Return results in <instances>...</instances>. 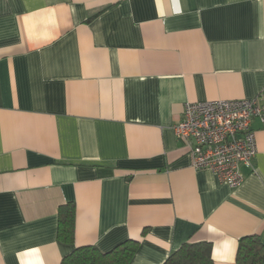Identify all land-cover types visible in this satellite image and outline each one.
<instances>
[{
    "label": "crops",
    "instance_id": "obj_1",
    "mask_svg": "<svg viewBox=\"0 0 264 264\" xmlns=\"http://www.w3.org/2000/svg\"><path fill=\"white\" fill-rule=\"evenodd\" d=\"M263 96L264 0H0V264H62L132 240L130 264L264 245V122L233 189L196 170L186 103ZM76 207L74 243L59 208Z\"/></svg>",
    "mask_w": 264,
    "mask_h": 264
},
{
    "label": "built area",
    "instance_id": "obj_2",
    "mask_svg": "<svg viewBox=\"0 0 264 264\" xmlns=\"http://www.w3.org/2000/svg\"><path fill=\"white\" fill-rule=\"evenodd\" d=\"M264 122L263 96L243 100L186 103L174 127L192 167L206 169L236 189L245 181L243 168L255 171L257 142L253 122Z\"/></svg>",
    "mask_w": 264,
    "mask_h": 264
},
{
    "label": "trees",
    "instance_id": "obj_3",
    "mask_svg": "<svg viewBox=\"0 0 264 264\" xmlns=\"http://www.w3.org/2000/svg\"><path fill=\"white\" fill-rule=\"evenodd\" d=\"M58 238L73 244L75 237L76 207L74 203L59 208ZM212 243H186L174 251L165 264H214ZM138 251V242L126 241L113 250L102 253L96 247L84 246L64 257L62 264H130ZM236 264H264V245L255 236L244 237L239 241Z\"/></svg>",
    "mask_w": 264,
    "mask_h": 264
}]
</instances>
